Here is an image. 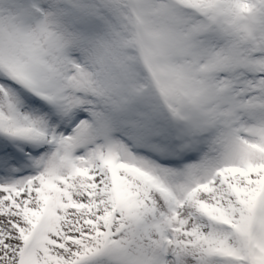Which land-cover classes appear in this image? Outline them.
I'll use <instances>...</instances> for the list:
<instances>
[{"label":"snow or ice","instance_id":"6c2138e0","mask_svg":"<svg viewBox=\"0 0 264 264\" xmlns=\"http://www.w3.org/2000/svg\"><path fill=\"white\" fill-rule=\"evenodd\" d=\"M0 264H264V0H0Z\"/></svg>","mask_w":264,"mask_h":264}]
</instances>
